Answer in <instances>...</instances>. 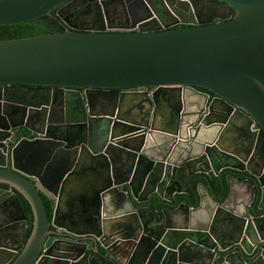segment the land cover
Listing matches in <instances>:
<instances>
[{
	"label": "water",
	"instance_id": "obj_1",
	"mask_svg": "<svg viewBox=\"0 0 264 264\" xmlns=\"http://www.w3.org/2000/svg\"><path fill=\"white\" fill-rule=\"evenodd\" d=\"M75 1L0 0V25ZM88 1L0 40V264H264V0Z\"/></svg>",
	"mask_w": 264,
	"mask_h": 264
},
{
	"label": "flooded vegetation",
	"instance_id": "obj_2",
	"mask_svg": "<svg viewBox=\"0 0 264 264\" xmlns=\"http://www.w3.org/2000/svg\"><path fill=\"white\" fill-rule=\"evenodd\" d=\"M156 4V3H155ZM87 5H90V8L92 9V13L94 12H98L97 9H96V3L94 2H90L88 0H77L75 1L74 3H72L69 7L65 8V10L63 11V15L66 16L67 19H69V23H64L62 22L58 17H56L58 19V21L66 28H70V24L73 23L72 21V18L70 16L71 13H76V11L80 10V11H83L84 9H86V6ZM98 5H100L98 3ZM125 5H126V8H127V11H128V14L129 16L132 18V19H138L140 16L142 15H145L146 14V10L147 8L142 5L138 0H125ZM99 12H101V10L99 9ZM94 15V14H93ZM77 16V15H76ZM78 18V17H76ZM96 16H93L92 19H95L96 20ZM80 19V18H79ZM77 20L75 22V25L76 26H90V25H95V26H100L99 23H97L96 21H94L93 23H88V22H84V21H80V20ZM60 23L58 24L60 29L61 30H64L63 27L60 25ZM184 27L186 25H176L175 27ZM115 29H107V31H113ZM135 91L137 89L135 88H127V89H120V91ZM199 91L201 92H204V93H207L208 96H209V99H212L214 98V94L209 92V91H206L204 89H198ZM82 91V90H81ZM163 104V107L165 108V111L167 110V112L170 111V109H175L177 107V102L173 100L172 103H162ZM169 104V105H168ZM53 108H58L57 106L54 105ZM102 107L101 106H94L92 107V109H101ZM1 109H2V104H0V113H1ZM78 109V108H77ZM63 110H65V107H63ZM84 111H88L86 109H81L79 108V113L83 112ZM174 111V110H173ZM172 111V112H173ZM204 113L206 115H209V116H212V113L209 111V109L205 108L204 109ZM64 114H65V111H64ZM4 115H0V125H2L4 122H6L7 124L11 125L12 123L13 124H16V123H19V116H12L11 120H7L3 117ZM55 117L54 118H57V115H54ZM70 117H72L71 115H69ZM66 117H68V115L66 114ZM69 118V117H68ZM190 120H193V118H190ZM199 122V121H198ZM87 123L88 122H85V123H77L76 125H71V126H68L70 129H72L70 132L71 134L69 135V137L71 138V141H74L75 143H84L85 141V136H86V129H87ZM69 129V130H70ZM13 133L16 134V138H17V141L22 138V137H27V138H34L35 137V134H32L30 130H28L25 126L23 125H17L14 129H10ZM64 130H62L63 132ZM28 132V134L26 133ZM66 132V130H65ZM63 132V133H65ZM14 144L13 143H8V147L10 146H13ZM0 187L1 188H7L6 185H3V184H0ZM49 202H50V206H51V211H50V217H51V212H52V202L50 201V199H48Z\"/></svg>",
	"mask_w": 264,
	"mask_h": 264
},
{
	"label": "trees",
	"instance_id": "obj_3",
	"mask_svg": "<svg viewBox=\"0 0 264 264\" xmlns=\"http://www.w3.org/2000/svg\"><path fill=\"white\" fill-rule=\"evenodd\" d=\"M57 20L58 19L56 17L43 16L34 20L25 21L21 23L0 25V40L32 36L43 33L60 32L62 30L60 29L58 25L59 22ZM198 89H202V88H198ZM26 133L28 134V132ZM42 198L46 205L48 216L50 217L51 204L44 195H42ZM20 200L26 215V220H27L26 237H28L32 227V212L26 200L23 199L21 196H20ZM153 205L156 207H161L159 205L157 206L155 202H153Z\"/></svg>",
	"mask_w": 264,
	"mask_h": 264
}]
</instances>
